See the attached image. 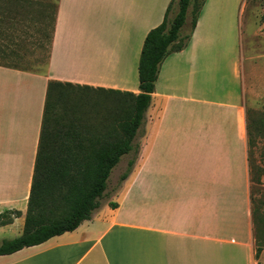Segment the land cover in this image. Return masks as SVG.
I'll return each mask as SVG.
<instances>
[{
	"label": "crops",
	"instance_id": "1",
	"mask_svg": "<svg viewBox=\"0 0 264 264\" xmlns=\"http://www.w3.org/2000/svg\"><path fill=\"white\" fill-rule=\"evenodd\" d=\"M169 2L56 0L44 71L0 64V213L20 212L0 239L23 230L47 82L137 94L144 37ZM242 3L205 0L187 46L162 61L116 206L100 200L74 230L0 264H264V247L254 255Z\"/></svg>",
	"mask_w": 264,
	"mask_h": 264
},
{
	"label": "trees",
	"instance_id": "2",
	"mask_svg": "<svg viewBox=\"0 0 264 264\" xmlns=\"http://www.w3.org/2000/svg\"><path fill=\"white\" fill-rule=\"evenodd\" d=\"M204 1L170 0L162 21L144 37L138 64L137 94L56 80L47 82L23 230L19 236L0 239V255L40 244L50 237L74 230L82 221L89 219L100 206L113 167L125 154L132 157L119 175V182L128 176L139 149L138 143L134 142L135 137L151 102L159 67L167 55L187 46ZM49 6L53 7L49 30L45 32L44 29L42 33L46 43H39L44 53L34 60L46 65L54 31L56 2L53 6L41 0H0V41H8L26 29L27 20L36 24V18L41 23L39 20L43 19L40 17ZM41 29L42 25H39L38 34ZM16 50L17 47L11 51L1 49L0 56H15V62L3 65L34 71L19 64L22 57ZM69 90L82 94L74 109L70 107ZM89 92L95 95L91 100H87L91 96ZM101 100L108 102L104 112L96 106ZM246 130L249 152L253 141L247 125ZM109 206L115 207L116 203L111 202ZM19 215L18 210L3 211L0 224L9 223ZM260 220L258 210L253 206L256 259L264 247Z\"/></svg>",
	"mask_w": 264,
	"mask_h": 264
},
{
	"label": "rangeland",
	"instance_id": "3",
	"mask_svg": "<svg viewBox=\"0 0 264 264\" xmlns=\"http://www.w3.org/2000/svg\"><path fill=\"white\" fill-rule=\"evenodd\" d=\"M52 4L54 6L56 0H41ZM44 14L37 22L36 18L26 21V29L17 32L16 36L8 39V41H0L1 49L4 48L11 51L12 48L17 47L20 58L19 64L30 67L34 71H42L45 68L44 62H34V60L42 57V49L39 43H46L43 30H49L50 14L53 7H45ZM190 8L187 12L189 16ZM239 21L241 27V51L244 58L245 67L248 65L252 70L254 68L253 76H250V86L248 94L245 97L246 105V121L247 128L250 133L253 144L249 147L248 164H249V180H250V198L251 205L258 210V217L260 220V234L264 237V0H243L239 14ZM39 25H42L41 32H37ZM40 41V42H39ZM45 61V60H44ZM15 62V56L10 55L0 56L1 64H12ZM34 62V63H33ZM30 63V64H29ZM69 98H71V108L74 109V104H78V100L82 94L77 90H69ZM91 95V96H90ZM91 100L95 95L89 92ZM108 102L105 100L99 101L96 106L99 111L104 112ZM132 157L131 154L123 156L122 162L113 167L110 177L107 181V188L101 198L102 202L109 203L112 196L116 194L122 183L119 182V175L124 171L127 160ZM3 239V238H2ZM255 248V246H254ZM264 260V256L263 259Z\"/></svg>",
	"mask_w": 264,
	"mask_h": 264
}]
</instances>
